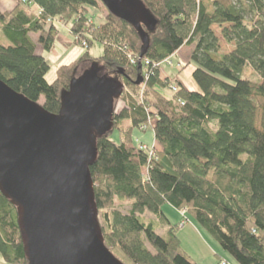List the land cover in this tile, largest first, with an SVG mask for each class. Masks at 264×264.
<instances>
[{
    "label": "trees",
    "instance_id": "trees-1",
    "mask_svg": "<svg viewBox=\"0 0 264 264\" xmlns=\"http://www.w3.org/2000/svg\"><path fill=\"white\" fill-rule=\"evenodd\" d=\"M141 1L156 20L153 29L142 23L149 37L143 57L132 23L109 11L100 24L89 17L88 6L101 0H17L10 11L0 10V79L32 102L44 98L52 116L86 60L101 62V75L125 84L114 126L98 137L90 166L102 237L122 263L198 264L182 248L178 224L163 210L168 204L190 214L239 264H264V0ZM57 22L104 50L59 66L49 82L51 66L38 48L52 49ZM215 27L231 45L227 53L220 52ZM184 48L191 50L198 89L178 72L161 74ZM171 87L175 93L167 92ZM148 124L155 145L143 149L133 134ZM18 218V207L0 190V253L9 264H29Z\"/></svg>",
    "mask_w": 264,
    "mask_h": 264
},
{
    "label": "water",
    "instance_id": "water-1",
    "mask_svg": "<svg viewBox=\"0 0 264 264\" xmlns=\"http://www.w3.org/2000/svg\"><path fill=\"white\" fill-rule=\"evenodd\" d=\"M101 1L136 27L143 57L149 37L142 23L156 25L144 2ZM101 72L96 63L74 77L57 116L0 79V190L18 207L29 264H124L102 237L90 171L97 139L112 130L125 90L119 79Z\"/></svg>",
    "mask_w": 264,
    "mask_h": 264
},
{
    "label": "rangeland",
    "instance_id": "rangeland-1",
    "mask_svg": "<svg viewBox=\"0 0 264 264\" xmlns=\"http://www.w3.org/2000/svg\"><path fill=\"white\" fill-rule=\"evenodd\" d=\"M17 0H0V10L1 11H10L16 4ZM108 14L107 8L102 2L99 6H88V15L94 20L96 24H100L105 21V18ZM60 32L57 36V39L50 51H44V56L50 63V70L47 74V80L53 82L56 77V70L59 66L72 63L79 60L84 56L85 53H88L90 57H101L103 55L104 46L99 42L94 44L84 46L83 39H76L71 30L70 23L57 22ZM51 22L48 21L47 27H50ZM217 35L221 39V53H227L231 49V45L227 44L221 36V30L218 27H215ZM35 38V34H32ZM91 37L90 33L86 34ZM81 36V35H80ZM84 38V36H83ZM39 40V38H38ZM37 40V41H38ZM190 48H184L178 57H175L169 61L164 62L163 69L169 68L174 69L170 77L178 72L180 79L187 85L189 88L198 89L197 84L192 79V70L195 67L194 63L189 64L188 57L190 56ZM96 64L94 61L86 60L78 68L74 77H81L86 72L91 70ZM100 67L102 72H105L104 66L100 62ZM144 89L141 90V95ZM176 88L171 87V90H168V93H175ZM40 104H44V98H41L39 101ZM122 102H119L117 110L121 109ZM119 133L116 131L111 139L114 142H119ZM134 144L139 147L147 146L152 149L155 145V135L154 131L151 129L150 124L146 125L143 129H136L133 134ZM243 158H246L244 155ZM118 205H121L125 210L130 208L129 202H118ZM165 214L173 225L178 224L177 234L181 242V246L184 251L198 264H239L235 258L227 251H225L219 242L210 235L201 225H199L190 214H187L185 210H177L171 205H165L163 207ZM147 217H152L151 214H147ZM166 228H160L159 234H163ZM0 264H9L7 263L1 253H0Z\"/></svg>",
    "mask_w": 264,
    "mask_h": 264
},
{
    "label": "crops",
    "instance_id": "crops-1",
    "mask_svg": "<svg viewBox=\"0 0 264 264\" xmlns=\"http://www.w3.org/2000/svg\"><path fill=\"white\" fill-rule=\"evenodd\" d=\"M32 37H33V35H32ZM35 38H36L35 41L38 42L37 40H38V38H39V34H35ZM33 39H34V37H33ZM38 50H39V52H42V53L44 54V52H43V50L41 49V47H39ZM181 51H182V50H181ZM181 51H180V52H181ZM180 52H179V54H180ZM188 59H189V57H188ZM172 71L174 72V69H169V68L163 69V68H162L161 74H162L163 77H167V76H170V75H171Z\"/></svg>",
    "mask_w": 264,
    "mask_h": 264
},
{
    "label": "built area",
    "instance_id": "built-area-1",
    "mask_svg": "<svg viewBox=\"0 0 264 264\" xmlns=\"http://www.w3.org/2000/svg\"><path fill=\"white\" fill-rule=\"evenodd\" d=\"M83 44H84V46H87L88 43L84 40V43H83ZM169 60H171V59H168L167 61H168V62H171V61H169ZM141 148H143V149H148L147 146H145V147H141ZM221 264H226V263H221Z\"/></svg>",
    "mask_w": 264,
    "mask_h": 264
}]
</instances>
